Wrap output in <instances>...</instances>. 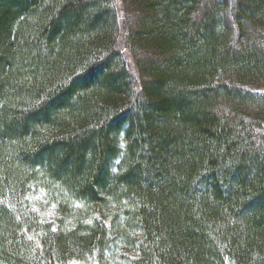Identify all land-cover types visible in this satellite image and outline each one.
I'll return each instance as SVG.
<instances>
[{"label":"trees","instance_id":"1","mask_svg":"<svg viewBox=\"0 0 264 264\" xmlns=\"http://www.w3.org/2000/svg\"><path fill=\"white\" fill-rule=\"evenodd\" d=\"M71 262L264 264V0H0V264Z\"/></svg>","mask_w":264,"mask_h":264},{"label":"rangeland","instance_id":"2","mask_svg":"<svg viewBox=\"0 0 264 264\" xmlns=\"http://www.w3.org/2000/svg\"><path fill=\"white\" fill-rule=\"evenodd\" d=\"M134 7V6H133ZM119 46V45H118ZM119 50L122 52V53H126V48L124 47V45H120L119 46ZM69 264H88V263H77V262H71ZM228 264H232L230 262H228Z\"/></svg>","mask_w":264,"mask_h":264}]
</instances>
